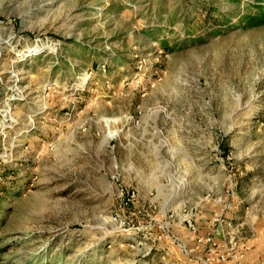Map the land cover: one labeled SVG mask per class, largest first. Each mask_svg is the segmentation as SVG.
Segmentation results:
<instances>
[{
  "label": "rangeland",
  "instance_id": "rangeland-1",
  "mask_svg": "<svg viewBox=\"0 0 264 264\" xmlns=\"http://www.w3.org/2000/svg\"><path fill=\"white\" fill-rule=\"evenodd\" d=\"M253 240L264 0H0V264H219Z\"/></svg>",
  "mask_w": 264,
  "mask_h": 264
},
{
  "label": "crops",
  "instance_id": "crops-1",
  "mask_svg": "<svg viewBox=\"0 0 264 264\" xmlns=\"http://www.w3.org/2000/svg\"><path fill=\"white\" fill-rule=\"evenodd\" d=\"M222 243V242H221ZM236 255H229V260L219 259V264H264V246L254 243V240L240 242L237 245Z\"/></svg>",
  "mask_w": 264,
  "mask_h": 264
},
{
  "label": "bare ground",
  "instance_id": "bare-ground-1",
  "mask_svg": "<svg viewBox=\"0 0 264 264\" xmlns=\"http://www.w3.org/2000/svg\"><path fill=\"white\" fill-rule=\"evenodd\" d=\"M185 186H186V183H183L180 190L174 193L175 196L173 197L171 201L169 200V205L173 204L174 202H177L178 204L176 207H180V203L183 201V198L186 192Z\"/></svg>",
  "mask_w": 264,
  "mask_h": 264
},
{
  "label": "built area",
  "instance_id": "built-area-1",
  "mask_svg": "<svg viewBox=\"0 0 264 264\" xmlns=\"http://www.w3.org/2000/svg\"><path fill=\"white\" fill-rule=\"evenodd\" d=\"M200 241L209 247V249H208L210 251L209 253H211V254L214 253L212 255H214V258H215L217 254H215L216 248L214 246L216 243H215L214 239L210 236H205L203 239H200Z\"/></svg>",
  "mask_w": 264,
  "mask_h": 264
}]
</instances>
